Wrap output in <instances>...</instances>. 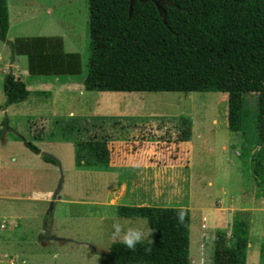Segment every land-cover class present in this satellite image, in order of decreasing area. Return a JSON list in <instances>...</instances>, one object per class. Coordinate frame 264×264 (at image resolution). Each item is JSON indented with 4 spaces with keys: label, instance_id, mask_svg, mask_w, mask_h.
Segmentation results:
<instances>
[{
    "label": "rangeland",
    "instance_id": "rangeland-1",
    "mask_svg": "<svg viewBox=\"0 0 264 264\" xmlns=\"http://www.w3.org/2000/svg\"><path fill=\"white\" fill-rule=\"evenodd\" d=\"M40 1L45 4L42 16L55 20L54 23L52 20L46 24L41 22L44 28L52 24L51 30L65 29L72 39L68 43L80 47L82 23H88L87 0ZM47 8L53 9L51 15L44 12ZM36 21L40 22L41 17ZM84 29L86 31V26ZM2 56L8 64L10 49ZM81 59L85 79L88 40ZM22 61L20 65L26 67L27 60ZM18 73L13 71L16 76ZM2 76L0 74V95L4 93L6 79ZM81 87L82 92L75 90L74 85L58 82L49 88H39L47 90L46 94L51 93L50 97L34 96L18 105L13 116L9 113L3 117L4 120L8 117L9 122L3 128L0 124V155L5 168L2 170L4 200L0 201V218H7L19 227L13 233L9 231L8 222L7 230L0 235V245L9 255L0 264H10L20 249L24 251L20 261L25 260L26 264H102L110 246L119 242L112 238L114 219L129 224H147V220L120 218L117 210L106 205L97 207V202L107 203L113 198L110 202L120 205L133 202H149L157 207L185 205L190 186L188 172L183 169L185 163L181 162L182 167L160 166L157 163L162 162V157L158 153L157 157L148 154L143 160L150 163L151 170L130 165L121 168L116 177L117 185L127 183L126 192L120 194L118 186L113 188L116 192L113 189L108 192V186L113 183L108 174L98 173L96 169L75 168L74 143L90 139L133 142L145 138L161 146L160 142L170 139L168 142L173 143L162 145L161 151H173L172 159L177 161L183 160L181 156L176 157L183 151L181 142L191 136L194 123L195 137L200 135L202 140H207L202 151L206 150L208 157L203 152L194 170L199 179L190 204L193 209L191 264H214L219 234L229 238L233 215L239 210L248 211L252 223L247 264H264V94L256 96V146L245 159L241 134L232 133L228 128L227 94L89 92L84 83L77 86ZM23 139L53 156L60 166L45 165L38 155L26 148ZM225 141L230 146L227 152L222 149ZM128 147L133 150L134 146ZM126 159L128 164L136 160ZM28 174H35L36 182L33 178L26 180ZM60 182L61 201H31L34 187L48 189L54 183L56 189ZM223 263L226 264L225 259Z\"/></svg>",
    "mask_w": 264,
    "mask_h": 264
},
{
    "label": "trees",
    "instance_id": "trees-1",
    "mask_svg": "<svg viewBox=\"0 0 264 264\" xmlns=\"http://www.w3.org/2000/svg\"><path fill=\"white\" fill-rule=\"evenodd\" d=\"M130 5L131 0H87L85 90L227 94L228 128L241 134L247 159L256 146V96L264 94V0H133L131 12ZM8 19L6 0H0V39L16 57L26 58L31 76L81 74V55L65 53L61 37L8 41ZM4 93L8 105L33 94L47 96L30 92L13 73L6 75ZM109 141H75L76 167L107 169ZM25 145L41 154L32 143ZM117 214L147 220L152 235L135 250L113 243L102 264H191L190 210L119 206ZM251 227L248 211L235 212L229 238L219 234L216 241L214 264H224V259L226 264H247Z\"/></svg>",
    "mask_w": 264,
    "mask_h": 264
},
{
    "label": "crops",
    "instance_id": "crops-1",
    "mask_svg": "<svg viewBox=\"0 0 264 264\" xmlns=\"http://www.w3.org/2000/svg\"><path fill=\"white\" fill-rule=\"evenodd\" d=\"M6 3H7V9H8V17H9V19H8L9 27H8V31H7V40L8 41L12 42L16 39L34 38V37H61L63 39V50L65 53H67V54L68 53H78L80 55L83 53L85 43L87 41V40L85 41V37L87 38V23L86 24L84 22L82 23V25L84 27L81 25L82 26V37H83V39L80 41V47H77V46L72 45L71 43H68V42H71L72 39L69 38L70 36L65 29H63V31L59 30V29L51 30L54 28V26L52 24H50L47 27V29L44 28L45 26L41 22H44V24L49 23L52 20V17H49V20H47V19H45L44 16H42L45 4L43 2H41L40 0H6ZM44 12L51 15L53 13V9L47 8ZM40 13H41V15H40ZM39 17H41L40 22L36 21V19ZM54 22H55V20H52V23H54ZM85 26H86V31L84 29ZM6 49H10V53H11V58H10V61L8 64L4 63V59L2 56V54L5 53ZM23 58L24 57H16L12 53V50L9 47V44L1 41V39H0V74L3 75L4 77H6V75L8 73H10V70H12V73L14 70L18 71L19 73L17 74V76L23 79V81L26 83L27 89L33 93L38 92L39 88H49V87L56 85L58 82H60L61 84L69 83L72 86L74 85L76 87V88H74L75 90H78L80 92L83 91L82 87L80 89L77 88V86L79 84L82 85V83H84L85 79L83 78L84 74H82L83 70H82L81 74H79V75L31 76L28 72L27 66L22 67L20 65V63L23 62L22 61ZM32 87H38V89H32ZM39 90L40 91L38 93H40V92L46 93V91H47L44 89H39ZM47 93H49V92H47ZM50 95H51V93L47 94L46 97L48 98V97H50ZM34 96L41 98V96L34 95V94L31 95L30 98H32ZM27 101H25L21 104H24ZM4 104H5V107L3 108ZM21 104L8 105V101H7V97H6L5 93L0 95V116H1L0 124L2 126L1 128H3L9 122L8 117L5 120L3 119L4 115L9 116V113H10L13 116V114L16 112V108L18 107V105H21ZM194 129H195V123L193 124V128L191 130V136L186 138L184 141L181 142V145H182L181 148L183 151H180L177 154L176 158H178V156H181V158H183V160L177 159V161H174L172 159L173 158L172 157L173 151H171V150H167V151L162 150L161 151L162 145L164 146L166 144H169V143L172 144L173 143V142H168V141H170V139L166 140V142H160L162 144L161 146L155 145L149 141H145V138L141 141L139 140V141H133V142H129L128 140L126 141V139H122V141H118V139H115V140L110 139V141L108 142L109 149L111 152L110 165L107 167V169H97L96 171L98 173L101 172L104 174H108L109 177H111L113 179L112 185L108 186V188H109L108 192L111 191L114 187L118 186V188L120 189V192H121L120 194H123L127 190L126 189L127 183H123V184L119 183L117 185V179H116L118 172L121 168H124L125 166L130 165L129 167H132V166L133 167H140V168L147 169L149 171L152 169V167L150 166L149 162L148 163L144 162L143 157L147 156L148 154H150L151 156L157 157L156 156L157 153H158V156L160 155V157H162L163 164H162V162L157 163L160 166L167 165L169 167H173L172 165H179L180 167H182L181 162H183L186 164L183 167V169H185L186 172H188V176H189V180H190V186H189L187 203L185 205L184 204L179 205V207L187 208L192 213L193 209L191 208L190 204L192 202L191 199L193 196V188L195 187L196 180L199 179V177H196L194 170L198 164V159L202 158L203 152H204V155L206 157H208L207 151L206 150L202 151V148H205L208 144L207 140H206V138H203V140H202V137L200 138V135H197L198 138L195 137V131L196 130H194ZM198 139H199V142H197ZM20 140H21V138H20ZM162 140H165V139L162 138ZM17 141H15V142H17ZM23 142L25 143L24 139H23ZM200 142L202 143V145H199V147H198L197 144ZM174 143H177V142L175 141ZM130 145L134 146L133 150L128 147ZM157 147L158 148L160 147V149H157ZM229 147H228L227 141H225V143H223V146H222L223 152H227L228 150H230ZM40 150H41V155H38L37 157H39V159L42 160L45 165H53L55 167L58 166L56 164L55 160H54L55 164H51V163L46 162L42 158L44 156L42 154L43 153L42 149H40ZM35 155H37V154H35ZM127 157H132L136 160L130 162L132 164H128L129 161L126 159ZM184 159L186 160L185 162H184ZM75 168L78 169L76 167V165H75ZM3 169H5L3 166V158L0 155V201L4 200V196H3V194H4L3 193L4 192V183H3V177H2V175H3L2 170ZM14 170H20V169L14 168ZM10 171H13V170H9V173H13ZM27 177H28V179H26V180L31 181L30 179L33 178V180L36 182L35 174L34 175L28 174ZM60 184L62 187V182H60L59 185ZM55 187L56 186L54 185V183L52 185H50V187L48 189H42L41 187H37V188L34 187V189L32 191V197H30L31 201L41 202V203H48L49 201H54V202L61 201V196H60L61 187H60L59 192L57 194H56V190L58 188L55 189ZM114 190L115 189H113V192H116ZM55 196H56V198H55ZM114 198H118V197H114ZM110 200L113 201V198ZM110 200L107 203L106 202H97L96 205H97V207H102V205H106L110 209L113 208V210H117V208L119 206H151L152 205V203H149V202H141V203L133 202V203H126L127 205H124V204L120 205L121 203L110 202ZM3 222L5 225L3 228L0 227V231H1L0 235H2L3 231H5V229L7 230V223L8 222L11 224V228L9 229V231H11L13 233H15L19 227V224L14 223L13 221L10 222L9 219H7V218H0V226L2 225ZM251 225H252V223H251ZM190 237H191V233H190ZM23 253H24V251L21 249L16 251L15 252V254H17V255H15L16 258L14 260H11L10 264H19V262L22 264H26L25 260L20 261V258L22 256L21 254H23ZM8 257H9V255H7L3 251V248L0 245V262L4 258H8Z\"/></svg>",
    "mask_w": 264,
    "mask_h": 264
},
{
    "label": "clouds",
    "instance_id": "clouds-1",
    "mask_svg": "<svg viewBox=\"0 0 264 264\" xmlns=\"http://www.w3.org/2000/svg\"><path fill=\"white\" fill-rule=\"evenodd\" d=\"M112 230V238L119 239V242L129 250H135L138 244L152 235V230L146 223H121L117 219L113 220Z\"/></svg>",
    "mask_w": 264,
    "mask_h": 264
},
{
    "label": "water",
    "instance_id": "water-1",
    "mask_svg": "<svg viewBox=\"0 0 264 264\" xmlns=\"http://www.w3.org/2000/svg\"><path fill=\"white\" fill-rule=\"evenodd\" d=\"M140 1H145V0H140ZM132 3H133V0H131L130 12H131ZM159 8H161V7H159ZM10 73H12V70H10ZM42 154H43L44 156H48V157L52 158L53 160L56 161V164H57L58 166H60V163H59V162H58L53 156H51V155H49V154H46V153H42ZM60 187H61V184L59 185L58 189L56 190V194L59 192ZM55 198H56V196H55Z\"/></svg>",
    "mask_w": 264,
    "mask_h": 264
},
{
    "label": "built area",
    "instance_id": "built-area-1",
    "mask_svg": "<svg viewBox=\"0 0 264 264\" xmlns=\"http://www.w3.org/2000/svg\"><path fill=\"white\" fill-rule=\"evenodd\" d=\"M4 225H5V224H4V222H3V223H2V225H1L0 227H1V228H3V227H4Z\"/></svg>",
    "mask_w": 264,
    "mask_h": 264
}]
</instances>
